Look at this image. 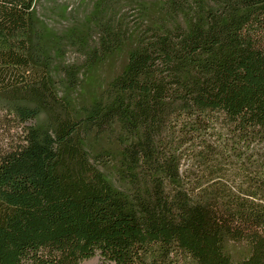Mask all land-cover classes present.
Instances as JSON below:
<instances>
[{"label": "trees", "instance_id": "16d2710c", "mask_svg": "<svg viewBox=\"0 0 264 264\" xmlns=\"http://www.w3.org/2000/svg\"><path fill=\"white\" fill-rule=\"evenodd\" d=\"M37 1L0 0V264H264V0Z\"/></svg>", "mask_w": 264, "mask_h": 264}, {"label": "rangeland", "instance_id": "374dc122", "mask_svg": "<svg viewBox=\"0 0 264 264\" xmlns=\"http://www.w3.org/2000/svg\"><path fill=\"white\" fill-rule=\"evenodd\" d=\"M90 3V0H38L35 11L48 27L59 31L62 29L64 20H69L74 16H83ZM119 59L121 58L117 57L113 65L106 64L95 70L90 82L87 81V85L82 87L79 96H89L97 90L98 82L103 83L109 80L120 68L121 60ZM21 138V127L16 124L13 116L0 113V151L16 145ZM86 264H98V259H91Z\"/></svg>", "mask_w": 264, "mask_h": 264}]
</instances>
